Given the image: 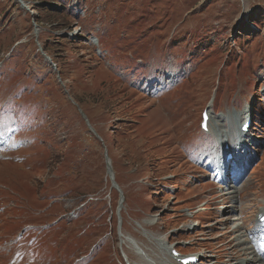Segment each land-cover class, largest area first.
<instances>
[{"label":"rangeland","instance_id":"rangeland-1","mask_svg":"<svg viewBox=\"0 0 264 264\" xmlns=\"http://www.w3.org/2000/svg\"><path fill=\"white\" fill-rule=\"evenodd\" d=\"M29 1L0 0V264H146L163 245L237 264L264 205V0ZM246 109L256 159L233 199L202 114Z\"/></svg>","mask_w":264,"mask_h":264},{"label":"bare ground","instance_id":"bare-ground-1","mask_svg":"<svg viewBox=\"0 0 264 264\" xmlns=\"http://www.w3.org/2000/svg\"><path fill=\"white\" fill-rule=\"evenodd\" d=\"M250 109H246L245 113L247 115L246 119L243 121L241 118V114L238 117H225V118H213V115L210 113L209 114V123H212L214 125V128L216 130H220L218 137L220 140L222 152L224 155L220 156L219 162H218V168H217V173L219 175L221 174V180L223 177L228 176L227 178L229 180L225 181V187L228 191L225 193L230 194V196L234 199L236 197L235 193H241V183L244 182L243 179L246 177L247 170L249 168V165L252 164L255 160V156H249L250 151L253 149V145L257 140H254V138L251 139V136L254 135V133L250 132L249 135L244 136L243 131H242V126L244 125L245 121L249 118L250 116ZM249 114V115H248ZM240 119V120H239ZM239 125L236 126V124ZM211 124V125H212ZM232 124H235L236 128V137L238 140V145H232L230 140H232L233 134V129ZM255 139H257L255 137ZM6 141H1L0 142V151L2 145ZM230 143V149H226V145ZM240 147V149L238 148ZM255 150V149H254ZM258 151V150H257ZM229 152H234L236 155V166L233 167V171L230 173V176L226 173V162H225V157ZM248 158L246 159V157ZM257 157V156H256ZM110 160H109V175H113L112 167L110 165ZM232 182H229L231 181ZM116 186V185H115ZM229 207V205H227ZM226 208V207H225ZM264 212V205L260 208V210L257 213V221H258V216L260 213ZM238 227H241V223L235 224L234 225V230L237 229ZM258 223H256L255 228H258ZM238 233L234 235L235 241H236V246L239 248L240 251H243L242 258L237 262V264H264L263 258L258 255L259 250L255 248L252 250V246L250 245L251 241L249 238L246 236L242 228L238 229ZM257 235H261V232L258 231L256 233ZM158 242V241H157ZM158 253L159 255L156 257V255H147L146 256V264H181L178 263L177 257H174L172 254V250L175 248H171L169 246L163 245L162 247L158 246ZM140 253H145L140 252ZM157 253V254H158ZM143 255V254H140ZM145 256V255H144ZM207 255H203V259L199 261L198 263H208L210 261L209 258H206ZM180 259L183 256H178ZM160 261V262H158ZM196 263V264H198Z\"/></svg>","mask_w":264,"mask_h":264},{"label":"trees","instance_id":"trees-1","mask_svg":"<svg viewBox=\"0 0 264 264\" xmlns=\"http://www.w3.org/2000/svg\"><path fill=\"white\" fill-rule=\"evenodd\" d=\"M29 3H30V5H31V7L32 8H34L37 12H38V14H39V10L41 9V10H47V1L46 0H35V1H29ZM255 16H252L251 18H250V20H249V22L251 23L252 21L254 22V23H252V25H254V24H256V21H255V18H254ZM39 18H41V17H39ZM262 24V23H261ZM237 59H238V57H236ZM237 61V60H236ZM73 78H75V75H72V77L70 78V81H72V79ZM149 144L152 146V147H154V145H155V142L154 141H149ZM64 151V150H63ZM54 154H55V152H53V154H52V156L53 157H55L54 156ZM57 157H58V155H57ZM53 159V158H52ZM67 179V178H66ZM68 182V179L64 182V183H67ZM63 183V184H64ZM98 206H99V203H95V204H93L92 205V208H98ZM74 232V231H73Z\"/></svg>","mask_w":264,"mask_h":264},{"label":"water","instance_id":"water-1","mask_svg":"<svg viewBox=\"0 0 264 264\" xmlns=\"http://www.w3.org/2000/svg\"><path fill=\"white\" fill-rule=\"evenodd\" d=\"M106 157H107V153H106ZM107 162H108V160H107Z\"/></svg>","mask_w":264,"mask_h":264}]
</instances>
